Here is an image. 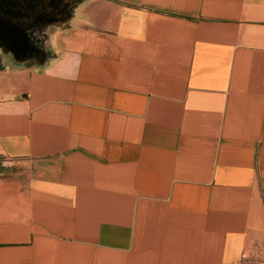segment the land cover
Wrapping results in <instances>:
<instances>
[{
    "label": "crops",
    "instance_id": "1",
    "mask_svg": "<svg viewBox=\"0 0 264 264\" xmlns=\"http://www.w3.org/2000/svg\"><path fill=\"white\" fill-rule=\"evenodd\" d=\"M51 44L0 77V264L264 251V0H81Z\"/></svg>",
    "mask_w": 264,
    "mask_h": 264
},
{
    "label": "rangeland",
    "instance_id": "2",
    "mask_svg": "<svg viewBox=\"0 0 264 264\" xmlns=\"http://www.w3.org/2000/svg\"><path fill=\"white\" fill-rule=\"evenodd\" d=\"M78 0H0V77L7 79L44 68L53 57L52 36L70 18ZM0 158V180L16 175ZM264 251L246 252L242 264H262Z\"/></svg>",
    "mask_w": 264,
    "mask_h": 264
},
{
    "label": "trees",
    "instance_id": "3",
    "mask_svg": "<svg viewBox=\"0 0 264 264\" xmlns=\"http://www.w3.org/2000/svg\"><path fill=\"white\" fill-rule=\"evenodd\" d=\"M81 0H78V3L80 2Z\"/></svg>",
    "mask_w": 264,
    "mask_h": 264
}]
</instances>
